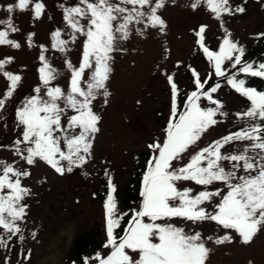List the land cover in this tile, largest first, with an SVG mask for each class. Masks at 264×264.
Returning <instances> with one entry per match:
<instances>
[{
	"label": "snow or ice",
	"instance_id": "snow-or-ice-1",
	"mask_svg": "<svg viewBox=\"0 0 264 264\" xmlns=\"http://www.w3.org/2000/svg\"><path fill=\"white\" fill-rule=\"evenodd\" d=\"M201 3L217 20H222L223 15L245 11L242 6L233 9L229 0H194L191 7L196 9ZM30 5L33 19H40L45 10L40 0H16L7 11L28 10ZM164 5L165 0H118L116 3L79 0L78 6L65 8L63 19L71 33L66 40L61 38L59 29L54 31L52 48L66 54L68 45L76 42L77 34L84 37L78 66L67 58L64 62L70 73L67 91L52 85L58 70L45 55L48 49L41 46L40 85L15 110L20 138L0 148H8L28 166L43 161L61 176L86 165L92 156L95 134L100 131L101 117L93 110V102L102 96L106 105L110 96L107 81L112 71L111 53L118 50L117 41L128 39L132 24L163 32L166 25L158 10ZM0 24L6 25L0 30V46L19 48L18 42L9 39L10 32L18 31L11 18L0 20ZM206 27L200 26L197 43L211 63L215 77L225 80L250 102L246 111L236 114L237 119H246L248 124L199 148L182 166H174V162L182 161L198 145L211 127L221 122L217 117L227 113L221 110L222 103L213 95L221 83L209 85L211 76L201 79L195 69H191L194 90L185 95L181 111L179 88L174 77L166 74L171 91V115L163 139L148 145L153 156L143 175L142 200L131 210L130 219L125 222L128 226L122 228L123 235H117L116 229L121 228V221L129 214L118 209L117 188L105 171L108 191L104 203L107 235L104 247L110 252L106 256L97 254L94 259L98 264H205L210 249L201 234H189L184 228L168 223L174 218L192 224L213 221L233 230L243 244L250 243L264 229V91L246 87L245 79L238 78L243 74L264 79V62L253 64L244 60V48L231 39L227 30L218 51L210 50L204 44ZM137 34L143 35V32L137 29ZM33 35L30 33L27 37L29 47ZM260 35L264 37V33ZM11 62V57L0 59V76L8 81L7 89L0 95V110L5 108L22 79L6 70ZM226 62L230 68L225 66ZM203 100L214 107H202ZM69 110L73 114L69 115ZM244 141L248 143L242 150H224L226 145ZM30 175L26 169L0 161V229L9 234L7 240L0 236V247H6L21 232L17 222L27 215V205L21 202L30 194L22 186L21 178ZM182 181L201 186L203 190L180 189L177 182ZM209 204L211 211L206 207ZM231 241L232 236L225 234L214 242L222 245ZM127 250L137 253L138 259Z\"/></svg>",
	"mask_w": 264,
	"mask_h": 264
},
{
	"label": "rangeland",
	"instance_id": "rangeland-1",
	"mask_svg": "<svg viewBox=\"0 0 264 264\" xmlns=\"http://www.w3.org/2000/svg\"><path fill=\"white\" fill-rule=\"evenodd\" d=\"M40 2L45 5V10L41 18L35 20L31 5L28 10L14 9L9 13L8 6H14L16 0H0V20L11 18L18 31L10 32L9 39L20 44L19 48L0 46V59L11 57L12 62L6 65V70L22 77L12 98L0 110V145L10 146L20 138L21 129L16 123L15 110L26 97L34 95L33 89L40 85L38 69L41 67V46L48 49L45 55L58 70L52 85L61 87L65 92L70 78L65 59L78 66L81 58L83 36L77 34L76 42L68 45L66 54L55 51L51 40V34L57 29L62 32V39H69L71 30L63 19L64 10L78 6L79 0ZM242 2L246 3L242 14L223 15L222 20H217L203 3L193 9L191 5L194 0H165L164 7L158 10L166 25L163 32L158 28H145L143 24L130 25L128 39L117 41L118 50L111 53L108 102L105 105L102 96L93 102V110L101 117L98 125L100 131L95 134L92 156L83 167L74 168L71 173L61 176L43 161L28 166L8 148H0V161L31 173L29 177L21 178L22 186L30 190V194L21 202L27 205V215L23 221L17 222L21 232L12 237L6 247H0V264H65L72 259L75 238L85 232L95 236L102 245L88 264H98L94 259L97 254H109L110 249L104 247L107 241L106 199L98 200L95 192L102 184L108 189L107 171L117 188L118 209L121 212L122 189L129 183L140 154L149 151L153 156L148 145L164 137V129L171 115V91L166 74L174 77L179 88L181 111L185 95L194 90L191 69H195L201 79L211 76L209 85L221 83V88L213 95L222 103L221 110L227 113V116H218L221 122L211 127L198 145L190 149L182 161L174 162V166H182L199 148L247 126L248 121L237 119L236 114L246 111L250 102L225 80L215 77L211 63L197 43V32L201 25H206L204 44L210 50L218 51L227 30L231 33V39L244 48L247 56L263 38L260 34L264 33V0H229L232 8ZM81 23L85 21L81 20ZM5 27L0 24V30ZM137 29L143 35L137 34ZM30 33L34 34L31 47L27 42ZM261 59L259 56L254 61ZM225 66L230 68L227 62ZM242 77L243 74L238 76L239 79ZM7 86L8 81L0 76V95ZM259 91H264V88ZM201 106L214 107L206 100L201 102ZM68 114L73 113L69 110ZM247 143L235 142L226 145L224 150H242ZM142 186L143 183L140 191ZM177 186L180 189L191 187L194 192L203 190L191 182H177ZM141 200L139 192L135 209ZM206 207L212 210L210 204ZM168 223L184 228L189 234H201L205 246L210 249L205 264H264V229L250 243L243 244L233 230L224 229L213 221L192 224L174 218ZM116 234L123 235L122 228L116 229ZM225 234L232 236V241L217 245L215 238ZM8 235L0 229V236L5 240ZM208 237L213 239L209 240ZM127 251L138 259L137 253Z\"/></svg>",
	"mask_w": 264,
	"mask_h": 264
},
{
	"label": "trees",
	"instance_id": "trees-1",
	"mask_svg": "<svg viewBox=\"0 0 264 264\" xmlns=\"http://www.w3.org/2000/svg\"><path fill=\"white\" fill-rule=\"evenodd\" d=\"M246 3L242 2L236 5L233 9L238 6L245 8ZM264 6V5H263ZM235 15L242 13L235 12ZM262 37V36H261ZM261 56V61H254L256 57ZM244 60L253 64H259L264 62V37L260 40L258 45L252 49ZM241 79H245L246 87L255 88L259 91L260 88H264V80L261 81L259 77L244 76ZM244 100V99H242ZM152 155L149 151L142 152L140 158L135 163V169L131 176L129 183L122 189L120 200L123 204L121 213H128L121 221V228L128 226L125 222L130 219L131 210L135 209L139 202L140 186L143 181V175L145 174L148 166V161ZM108 189L105 184H102L95 192V197L98 200H105ZM101 243L95 236L90 233H82L78 235L73 242L72 259L65 264H85V260L89 261L101 248Z\"/></svg>",
	"mask_w": 264,
	"mask_h": 264
}]
</instances>
